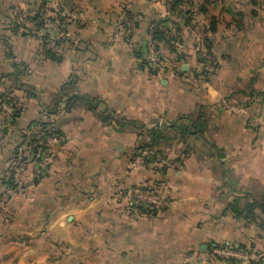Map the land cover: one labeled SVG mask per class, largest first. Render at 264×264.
Segmentation results:
<instances>
[{
    "label": "crops",
    "instance_id": "1",
    "mask_svg": "<svg viewBox=\"0 0 264 264\" xmlns=\"http://www.w3.org/2000/svg\"><path fill=\"white\" fill-rule=\"evenodd\" d=\"M138 1L48 2L53 12L47 16L60 11L67 20L59 33L44 28L48 47L62 57L58 63L38 54L41 41L31 29L8 28L10 21H23L17 7L22 2L13 0L15 11L0 14V96L10 90L24 109L16 127L3 125L0 113V195L13 197L0 201V245L22 243L11 230L23 229L18 218L23 194L30 193L31 211L44 217L30 222L32 230L66 218L69 237L63 240L76 233L90 235L107 259L102 264H255L214 254L229 246L249 251L252 246L250 252L264 264V136L249 122L264 119V0H239L248 22L243 35L235 29L218 37L215 22L214 33L205 23L201 34L181 27L185 62H173L161 48L155 52L162 70H155L144 54L137 55L151 15L146 7L137 8ZM126 13L141 15L130 43L118 32ZM192 25L194 29L196 23ZM60 38L64 41L56 48ZM203 38L211 42L212 56L204 50ZM194 39L202 43L207 60L199 58ZM19 64L25 71L18 79L22 89L5 77ZM177 69L181 74H175ZM67 84L68 94L93 99L95 111L66 110L61 104L47 115L44 108L53 109ZM223 101L243 104L247 114L226 112ZM46 117L61 135L49 144L53 160L46 176L34 184V163L28 161L18 171L23 188L8 193L1 178L19 153V134L30 121ZM142 144L151 145L140 150L147 152L143 160L149 162L133 167L140 152L135 149ZM154 182L170 205L154 218L129 211L130 193ZM82 242L83 237L75 239Z\"/></svg>",
    "mask_w": 264,
    "mask_h": 264
},
{
    "label": "trees",
    "instance_id": "2",
    "mask_svg": "<svg viewBox=\"0 0 264 264\" xmlns=\"http://www.w3.org/2000/svg\"><path fill=\"white\" fill-rule=\"evenodd\" d=\"M7 0H0V5L2 4V2H4ZM249 1H253V0H249ZM204 3H207V0H203ZM48 2L41 0V5L38 7L37 13L35 16L32 17H27L24 20L27 21L28 23H31L33 25V29L32 31V36L34 38H38L41 41V51L38 53L44 60L47 61H51V62H60L62 60V57L53 49L48 47L49 44V35L48 33L44 30V22H50V23H58L60 26L64 27L67 23H66V18H64L65 16H61L60 15V11L55 12L56 16L53 17H49L47 16L48 13L53 12L50 11L48 8ZM195 7H198V12L199 13H204L203 10V6L199 7L196 6L192 0H170L169 2V6H168V11L170 13V15L172 16H181V20H182V24L178 25V24H172L170 22V18H160L157 19L156 16H153V19L149 20L148 23V28L146 30V37L148 34H150L151 39L153 41L154 44V49L155 51H159L161 48H165V49H169L170 53L175 52L174 49H172V46L170 45V42L172 40L174 41H178L180 42V33H181V27H184L186 29H191L192 25V15L194 14V9ZM184 9V10H183ZM140 14L134 13V14H129L126 13L123 17V19L120 21V25L122 27L125 26V21L126 20H130L133 19L134 25H133V33L131 36V39L133 38V36L135 35V32L138 28L139 22H140ZM24 23L18 22V21H10L8 26V28H10L11 31H16L19 30L20 28H25L24 27ZM215 25L214 22L210 24L209 27V31L211 33L215 32ZM30 31V32H31ZM40 32H43L44 34H41L40 36L38 34H40ZM174 33L175 36L171 37V33ZM64 41L63 38H60L58 41L54 42V46L57 48L59 47V45ZM131 42V41H130ZM129 42V43H130ZM201 42H203V47L204 50L206 51V53L210 56H212L211 53V42L206 39L203 38V40H201ZM144 54V49L143 47L138 51V56L141 58V56ZM143 65H145V61H142ZM173 62L175 63H181V62H185L184 56L183 55H176L174 56V60ZM199 62H203L204 61H199ZM14 67L16 68V65H14ZM17 68L13 73L7 74L5 75V77L7 78H13L15 80V86L18 89L20 87V89L24 88L23 85L18 84V79L20 76L24 75L25 71L23 69H21L22 67H24V65L19 64L17 65ZM175 74H181L180 71L177 69L175 71ZM71 88L70 84H67L63 87H61L57 97L54 99V106L53 109H49V108H44V111L46 112L47 115H53L56 112V109H58V107L63 104L64 105V109L66 110H70L74 107H82V108H87L90 111H95L96 109V104L95 101L93 99H91L88 96H82V95H78L76 93L73 92L72 95L68 94V89ZM23 91L26 93L25 95L29 98H33L34 94L32 92V90L25 88L23 89ZM6 106L8 109H10V114L8 116V118L3 117V125L8 126V127H16L21 120V116L23 113V106L22 104L19 102V99L16 97V95L13 94V92H11L10 90H7L2 96H0V107L2 106ZM0 113L3 114L2 109H0ZM101 118V117H99ZM108 117L103 118V120H106ZM33 128H36L35 131H33ZM187 130H189V126L187 127ZM60 134L59 132L56 130L55 127V122H51L49 119H42V118H38L36 120H32L28 123L27 127L22 130L19 134V138H18V148L21 149L25 142L27 140L28 141V145L30 146V161L31 163H34V171H33V183L36 184L39 181H41L47 174L48 171V166L50 165L49 163L42 169L41 174L42 176L37 178L36 170L38 169V164L40 163L42 156L44 155L45 151L50 148V146H48L46 144V139H54L55 137L60 138ZM42 142L41 144H39V142ZM151 145L150 144H142L140 146H138L135 150L140 151L141 149H150ZM23 152L20 153H16L13 155V157L11 158L9 164H8V168L5 171L4 175L1 178V183L2 185L5 187L6 190H8L7 192H14L16 191V189H21L23 188L22 185L19 183V176H18V171L20 169H22V167H24L25 164H27L26 160L24 158L21 157ZM137 154H134L133 157H136ZM149 158V157H148ZM151 160V157L149 158ZM148 160H143V163L146 164L148 163ZM20 165V166H19ZM22 165V166H21ZM157 183L154 182L152 183L150 186L154 185L156 187H158V185H156ZM10 194V193H9ZM0 195V201L5 202V198L8 200L10 198V195ZM129 211L135 212V214L137 216H145V217H149V218H154L158 213H161L162 211L165 210L164 209H156V208H152V207H145L144 205H130L128 207ZM250 215H252V212L250 213ZM216 247V246H214ZM213 247V248H214ZM229 248H232L233 250H240L242 252H248L247 248L244 246H240L239 248L235 249L233 248V246H229ZM212 248H210L211 250ZM252 250V246L249 248ZM250 250V251H251Z\"/></svg>",
    "mask_w": 264,
    "mask_h": 264
},
{
    "label": "rangeland",
    "instance_id": "3",
    "mask_svg": "<svg viewBox=\"0 0 264 264\" xmlns=\"http://www.w3.org/2000/svg\"><path fill=\"white\" fill-rule=\"evenodd\" d=\"M17 1L20 2V4L22 2L21 8L19 5L17 7L19 12H21V15L23 14L24 19L29 17L31 12H34L32 16H35L38 7L41 5V0ZM192 1L196 6H203L204 13H199L197 10L198 7H195L194 14L192 15L191 25L196 23V26L194 27V29H190L192 30L191 32L194 31L196 34L197 32L201 34L204 30L203 25L207 24L209 26L211 20H214L213 22L216 23V28L218 30L217 34L219 35L218 37L222 36L224 33L231 34L235 29H241L240 35H243V25L245 27L248 26L247 20L243 19V12H245L244 10H242L243 4L239 2V0H211L207 3H204L203 0ZM138 2L139 6L137 8L146 7L147 10L151 11V15L149 14V17H147L148 20H151L153 19V16H156L157 19L170 18V22L172 24H182L181 16L177 17L170 15L168 11L170 0H139ZM9 10L15 11L13 0H7V2L4 1L0 5V14L8 12ZM240 12H242V15H239ZM24 19L23 21H21V23L23 22L25 24V28L20 29L23 32H28L29 29H33L32 24L28 23ZM45 24H47V21L44 22V25ZM170 35L171 37L175 36L173 32ZM240 38L243 39V36ZM193 42L194 45L195 43L197 44V39H194ZM170 45L172 46V49L175 50V52L170 53V50L167 49L168 53L172 57L180 55L181 41L179 42L178 39L177 41L172 40L170 42ZM0 109H2L3 117H6V113L8 114V112H6L5 109H7V107L3 105L2 107H0ZM20 152H23L21 157L24 158L26 162L30 161L31 157L24 146L19 149V153ZM52 160L53 157L51 152L48 163L50 164ZM40 176H42L41 173L37 175V178ZM31 178L33 179V177ZM132 193L133 192H131L130 195ZM29 194L30 193L23 194L25 203L24 210L22 217L18 218V223L22 222L21 225L23 229L16 230L15 228H13L11 230L12 232L16 233L14 235H18V237L22 238V243H19L20 245H0V264H102L107 261V259L102 258V255L104 256V253L100 249H96V243L92 242L94 239L90 235L86 236L76 233L71 240H63V238L68 235L69 229L67 224L65 223L66 218H61L59 223L57 222V224L34 228L32 230L29 226L30 222L35 219H39V221H42L44 217L43 212L37 213L35 211H31L34 202H32V200L30 199ZM21 196H18L16 199L20 200V198H22ZM128 207L129 206H126L127 209ZM126 211L128 212V210ZM48 214L54 216L55 213L50 214V212H48ZM21 225H19L18 227H20ZM9 236L13 237L12 234ZM78 237H83L84 242L76 244L75 239L78 240ZM66 242H70L71 244H73V248L69 249L65 244Z\"/></svg>",
    "mask_w": 264,
    "mask_h": 264
},
{
    "label": "built area",
    "instance_id": "4",
    "mask_svg": "<svg viewBox=\"0 0 264 264\" xmlns=\"http://www.w3.org/2000/svg\"><path fill=\"white\" fill-rule=\"evenodd\" d=\"M34 12L30 13V16H32ZM134 20H126L125 21V26L122 27L121 25L118 27V32L120 34V38L123 39L125 42H130L131 41V36L133 33V25H134ZM45 29L56 31L57 33L61 32V26L58 23H49L44 25ZM154 44L151 39L150 34L147 35L145 38V41L143 43V47L145 49L144 51V59L155 69V70H162V62L160 57L158 56L157 52H155L154 49ZM195 51L198 54L199 58L207 60L208 57L205 53V51L202 48L201 42L197 41V44L195 43L194 45ZM221 108L225 110L226 112L236 115V116H243L247 114V109L243 104H233L229 103L227 101H223L221 103ZM8 109V108H7ZM5 109L6 112V118H8L10 114V109L7 110ZM250 125L252 127L258 128L262 131L263 136H264V119L258 120V119H250L249 120ZM36 128H33V131H35ZM27 140L24 144V148L28 151V154L30 155V146L28 145ZM46 144L49 146L50 142L53 141V139H46ZM42 142L40 141L39 144ZM147 155V152L145 151H140L138 157L134 160L133 162V167L137 165H142L143 164V157ZM51 156V151L50 148H48L44 155L42 156V159L40 163L38 164V169L36 172V175L41 173L42 169L48 164L49 158ZM133 193L129 196V203L130 205H144L145 207H152L156 209H164L170 205V202L166 196V193L159 187H156L154 185L150 186H145L143 189H138L132 191ZM214 254L221 256V257H236L240 259H244L249 262H253L255 264L259 263V256L256 255L254 252H241L237 253L235 252L232 248H229L227 251L217 249L214 251Z\"/></svg>",
    "mask_w": 264,
    "mask_h": 264
},
{
    "label": "water",
    "instance_id": "5",
    "mask_svg": "<svg viewBox=\"0 0 264 264\" xmlns=\"http://www.w3.org/2000/svg\"><path fill=\"white\" fill-rule=\"evenodd\" d=\"M44 1H46V2H50L51 0H44ZM187 70V66L186 65H183L182 67H181V71L182 72H185ZM206 249V246H204V245H202L201 247H200V250H205Z\"/></svg>",
    "mask_w": 264,
    "mask_h": 264
}]
</instances>
